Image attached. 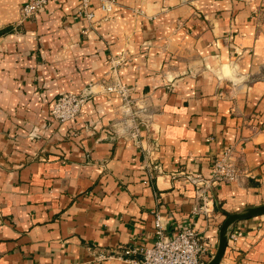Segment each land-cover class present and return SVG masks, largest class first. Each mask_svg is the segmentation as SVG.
Returning <instances> with one entry per match:
<instances>
[{
    "label": "crops",
    "instance_id": "1",
    "mask_svg": "<svg viewBox=\"0 0 264 264\" xmlns=\"http://www.w3.org/2000/svg\"><path fill=\"white\" fill-rule=\"evenodd\" d=\"M26 1L0 0V264H125L157 215L168 237L207 238L210 260L226 217L264 205V0H111L108 12L91 0L90 21L78 0H48L15 25ZM118 58L143 107L139 144L116 133L122 99L102 92ZM63 92L90 99L59 123ZM226 148L240 178L196 215V178ZM238 232L219 264H264V215Z\"/></svg>",
    "mask_w": 264,
    "mask_h": 264
},
{
    "label": "built area",
    "instance_id": "2",
    "mask_svg": "<svg viewBox=\"0 0 264 264\" xmlns=\"http://www.w3.org/2000/svg\"><path fill=\"white\" fill-rule=\"evenodd\" d=\"M91 0H78V6L75 9V14L84 20H92L93 12L90 9ZM101 9L108 12L111 10V0H100ZM48 0H27L20 7V22L28 20L37 12L43 10ZM122 62L121 58L111 59L110 64L116 77L105 88L106 93H116L123 101L129 105L131 101L129 95V88L121 83L117 77V67ZM85 96H78L74 94H63L58 96L52 104L51 116L57 122L63 123L71 121L80 113L84 103ZM129 123L133 125L130 120ZM129 138L135 140L137 144L140 142L139 129L137 126L130 128ZM231 149L226 148L220 156L214 159L211 166L209 177L203 179L201 176L196 178L198 185V198L201 201L200 205H196L193 213L208 214L210 212V198L207 192L212 190V187L219 183L237 182L240 178V172L236 165L231 162ZM159 170V166H157ZM237 234H228V240H235ZM209 243L207 238L202 236L195 228L185 227L175 233L173 236L168 237L164 233V227L161 224V218L157 215L154 220V240L151 245L138 247L135 249L126 250L127 254L137 253L139 258L129 257L125 258V264H204V255L207 253ZM113 258L112 255L99 254V260H108ZM80 264V263H75Z\"/></svg>",
    "mask_w": 264,
    "mask_h": 264
},
{
    "label": "rangeland",
    "instance_id": "3",
    "mask_svg": "<svg viewBox=\"0 0 264 264\" xmlns=\"http://www.w3.org/2000/svg\"><path fill=\"white\" fill-rule=\"evenodd\" d=\"M78 6V5H77ZM76 9V8H75ZM19 11H20V9H19ZM19 15H20V12H19ZM74 15L76 16V14H75V10H74ZM78 17V16H77ZM78 18H81V17H78ZM22 23V22H21ZM15 25L16 24H19L20 25V17H19V20H17L15 23H14ZM124 62V61H123ZM123 62H121V64L120 65H118V67H117V77L119 78V70H120V68L122 67V63ZM110 70H111V72H110V75H109V77H108V79H106V82L102 85V87H103V89H102V92H103V94L105 95V96H110V95H112V94H116V93H106L105 92V88L107 87V85L109 84V83H111L112 81H113V78L114 77H116V75L114 74V72H113V68H112V66H111V64H110ZM120 80V79H119ZM63 94H74V95H78V96H85L86 97V101L88 100V99H90V95H87V94H85V93H73V92H63V93H61V94H59L58 96H60V95H63ZM116 95H118V94H116ZM57 96V97H58ZM56 97V98H57ZM120 97V96H119ZM121 98V97H120ZM122 99V98H121ZM86 101H85V103H86ZM84 103V104H85ZM84 106V105H83ZM123 106H125V107H123ZM136 106V107H135ZM134 107V108H133ZM124 108H126V109H124ZM128 108H131V109H134L133 110V113L131 114V113H129V111H128ZM140 108H143V107H139V105H138V102H135V101H131V103L129 104V105H127L124 101H123V99H122V101H121V106H120V110L121 109H123L122 110V113H121V115H120V117L118 118V120L117 121H115V126L117 127V129L115 130L116 131V133H126V135L127 136H129L128 134L131 132L130 131V128H133V126L134 125H131L130 123H129V120L131 121V119H132V116H133V114H135V116L137 115L136 113V111H137V109L139 110ZM80 114V113H79ZM78 114V115H79ZM77 115V116H78ZM76 116V117H77ZM53 118V117H52ZM75 119V118H74ZM57 122V121H56ZM60 123V122H59Z\"/></svg>",
    "mask_w": 264,
    "mask_h": 264
},
{
    "label": "water",
    "instance_id": "4",
    "mask_svg": "<svg viewBox=\"0 0 264 264\" xmlns=\"http://www.w3.org/2000/svg\"><path fill=\"white\" fill-rule=\"evenodd\" d=\"M264 215V205L247 208L241 213L230 214L226 217L219 230L218 245L213 256L204 264H219L227 244L228 228L236 221L254 216Z\"/></svg>",
    "mask_w": 264,
    "mask_h": 264
}]
</instances>
